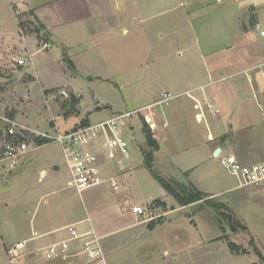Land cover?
I'll return each mask as SVG.
<instances>
[{
  "label": "rangeland",
  "instance_id": "374dc122",
  "mask_svg": "<svg viewBox=\"0 0 264 264\" xmlns=\"http://www.w3.org/2000/svg\"><path fill=\"white\" fill-rule=\"evenodd\" d=\"M108 2L110 8H114V4L121 5L123 18L121 25L128 30L126 33H122L121 29L116 30L113 37L122 41L127 49L133 46V51L117 53L113 48L106 59L94 48V39L86 44L88 49L86 48L85 51L88 52L82 54H79L82 44L75 46L71 44L74 47L70 46L67 49L50 46L48 38L45 39L42 31L38 36L33 31V27L27 25V22L35 21L30 7L23 6L18 0H0V116L17 118L43 130L53 125L58 128L70 126L86 116L92 123L106 118L112 111L117 113L133 109L136 103L146 99L142 94L144 89L157 86L163 91L178 95L167 104H163L162 110L166 111L178 103L187 105L185 114L180 108L179 110L173 108V112L180 115L181 121L185 115L188 117V110L191 113L193 110L189 103L190 93L194 96L197 93V97L206 96L208 99L213 97L214 108L204 112L208 111L215 117L213 110L217 108L219 111L217 116L225 122L223 126L229 133L226 134L229 146L250 157L249 160L236 158L246 165L264 159V72L262 68L238 71L243 66L241 64L245 63L246 53L250 55L258 53V49L263 46L261 43L251 42L246 31L252 26L251 21L256 16L255 6H260L264 0H109ZM258 19L260 26L263 27L264 7L259 11ZM19 20L26 23L22 31L17 27ZM113 22L118 25L119 20L116 15ZM119 27L120 25L117 28ZM109 46L111 45L108 43ZM131 53L137 54V57H130ZM62 55L70 57L75 69L68 67L61 59ZM250 58L253 59L255 56ZM19 59L24 60V63L18 64ZM207 69H211L212 76ZM198 71L202 73V77L197 81L201 82L204 79L201 83L193 79V73ZM175 81L179 82L175 84L183 85L185 82L186 85H191L188 90H176L173 88ZM42 85L60 88L44 90ZM251 85L260 89L261 96L257 97L259 103L253 96L254 92L249 91L253 89L249 87ZM244 86L248 91L238 94L240 90L237 88ZM62 89L80 95V104L77 105L79 112L72 110V105L68 103L70 98L64 99L56 95ZM186 91H189V94H186ZM156 117L161 118L158 114ZM133 121L136 128L132 144L133 147L135 146L136 159L131 162L133 170L128 176L127 185L133 199L139 201L149 192L158 197L155 191V186L158 184L141 165L142 149L149 148L143 137L142 120L133 118ZM191 124L193 123L190 122V126ZM181 125L182 123L179 126L176 124L175 128L178 129L176 131L182 132ZM2 126L0 122V131ZM185 126L189 127V124ZM170 128L169 126L164 131L170 132ZM168 142H160L162 152ZM21 162L23 167L20 168L19 174L8 184L4 183L3 177L6 170L3 172L1 168L0 264H9L4 242L22 239L34 227L37 228L39 224L50 221V207L53 206L52 211L59 210L54 208L58 205L54 201L55 197L64 200L60 205L65 207L66 211L72 208L81 210L86 194L97 191L93 189L78 193L73 189L64 188V175L52 185L49 184L52 180L50 175L43 181H37L39 169L47 168L48 172H54V165L62 167L61 148L57 143L31 147L21 157L17 167ZM216 175L225 183L239 184L238 180L220 163ZM177 177L176 180L172 177L168 178L187 187L192 186L182 174H178ZM237 188L242 189L226 192L228 196L225 198L232 200L230 204L237 219L247 226L248 231L237 229L231 232L224 227L221 232L214 224L217 222L219 226L218 218L202 201L204 209L196 208V212L195 208H192L185 212L191 214V218L198 224L199 231H194L196 236L222 234L251 252L249 256L242 257L245 264H251L252 260L258 258L257 255L255 256L256 248L264 254V182L260 186L246 185ZM243 188L245 192L242 191ZM28 196L33 199L28 200ZM166 196L167 200H172L169 195ZM221 198L223 199L224 196ZM68 199L71 202L66 203L65 200ZM212 200L210 199L211 202ZM154 216L153 219L158 217ZM172 216V221L178 224L174 225L170 221L163 226L165 229L175 226L191 229L193 226L190 225L191 221L189 223V219L183 218L180 213ZM214 218H216L215 222ZM85 226L83 223L80 227ZM113 227L116 228L118 225L113 224ZM134 232L129 235L125 231H115L102 239L109 250L107 254L109 264H164V261L172 264L174 257L178 258L174 252L164 253L163 241L157 240L154 249L147 241L148 236ZM161 236L154 234L151 238L161 239ZM165 236L180 237L169 234ZM32 243L39 244L35 241ZM148 246L151 249H148ZM194 253L198 254V252ZM212 255L213 253L207 252L204 259L197 256L199 262L195 263L224 264L232 257L227 246L221 245L219 250L214 251L215 259ZM182 259L179 262L184 263ZM26 264H57V262L28 258Z\"/></svg>",
  "mask_w": 264,
  "mask_h": 264
},
{
  "label": "crops",
  "instance_id": "0c3cea01",
  "mask_svg": "<svg viewBox=\"0 0 264 264\" xmlns=\"http://www.w3.org/2000/svg\"><path fill=\"white\" fill-rule=\"evenodd\" d=\"M18 1L21 2L23 6L25 5L26 7H30L33 16L37 18L42 24H44L46 32L48 34L47 38L50 42V46H60L62 47V49H67L70 46L74 47L77 44H82V49L79 52V54H82V52H88L85 51V49L88 47L86 44L94 39V48H96L97 52L100 55L102 54V56L106 59L110 51L113 50V48H115L117 53H130L133 51V46H131V49H127L124 47V43L122 41L117 40L116 37H113L116 34V30L121 29L122 33H126L128 31L127 28H123L121 25V22L123 21V18L121 16V5L114 4V8H110L111 5L108 2L109 0ZM255 7L256 10L254 13L256 14V16H254L255 18L253 17V20L251 21L252 26L248 28L246 34H248L247 37L248 39H250L251 42H258L259 44L261 43V45L263 46L258 49V53H253L252 55H250V53H246L245 63L243 62L241 64L243 66L238 70L240 72L243 70L245 71L249 68H262L264 72V37L260 36L259 32L254 28L255 24H259V11L264 7V3L260 4V6ZM115 15L119 20V28H117L118 25H115L113 22ZM28 41L31 42V40ZM108 43L111 46L108 47ZM71 44H74V46H72ZM256 55L259 57H257ZM63 56L64 55H62L61 57L62 60ZM252 56H255V58L251 59L250 57ZM130 57H137V54L133 55L131 53ZM88 59L89 58H87V60ZM88 63H90L89 60ZM128 64L130 66V63ZM129 66L128 68H130ZM73 69H75V67ZM207 71L212 76L211 69H207ZM199 77H202V73H200L199 71L193 73L194 81H197ZM203 81L204 79H202L201 82ZM201 82L197 81V83ZM175 83L179 82H173V84ZM183 83V85L175 84L178 86L174 85L173 88H175L176 90H188V87L191 84L186 85L185 82ZM249 87H253V89L251 88L249 89V91L254 92L253 96L255 100H257V102L259 103L257 97L261 96L260 89H258L254 85H251ZM55 88L60 87L50 85L42 87V89L44 90ZM237 90H240L238 94H243V92L247 89L246 86H244V88L240 87V89L237 88ZM162 91L163 90L159 89V87L157 86L151 89H144L142 91V94L143 97L146 99L142 102L136 103L137 105L135 107H139L154 101L159 95V93ZM144 92H146V94H144ZM189 95L191 96L189 103L193 107V118L190 110H188V117L187 115H185L182 121L180 120V115L176 114L177 112H173V108H177L178 110L180 108L181 111H183V113L185 114V108L187 107L186 104L182 105L178 103L174 107L169 108L172 110L167 109L166 111H158V116L161 117L160 119L158 118V123L166 121L167 126L162 128L161 125L158 124V129L152 132L158 145V149L153 153L152 165L160 175H164L167 178L172 177L176 180L178 178V174H182L187 182L192 183V185L196 186L202 192L206 193L210 199H217L219 202L224 203L226 206H228L229 209L234 212L233 206L232 204H230L232 200L225 198L228 196V193L226 192H233L236 190H241L242 188H237V185L233 183L228 184L223 182L222 180H219L218 176L216 175V169L219 163L218 160L213 156V151L217 148H220V151L230 152L240 160H249L250 157H246L244 153H242L238 149H234L232 148V146H229L228 138L226 136V134L229 133L225 130L223 126V123L225 122L221 121L220 117L217 116L219 114V111L218 113L213 112V115H215V117H213L209 114L208 110L206 113L204 112L203 120L201 122L197 121L195 116L198 113V107L194 99H198L200 97H197V93L196 96L191 93ZM79 104L80 101H78L77 105ZM77 110L79 112V107H77ZM114 112L116 113V111H112L108 114V116H106V118L115 114ZM84 118L87 120V123H91L90 119L87 116ZM190 122L193 123L191 124V126ZM180 123H182V129H180L182 132L176 131L178 129L175 128L176 124H178L179 126ZM186 124H189V127H186ZM78 125H80V121H78L77 123H73L70 126H61L59 128L68 129ZM169 126L171 127L170 132L164 131L165 129H168ZM135 128L136 124L133 119H131L129 122H127L124 128V132L126 134L131 132L134 135ZM159 129L161 130V132ZM161 141H169L167 143V146H165L163 152L160 148ZM134 147L132 144V147L130 149V157L124 162L123 167L115 162L107 160L106 158L102 160L101 164L104 176L106 178H113L114 181L117 182V188H113L109 182H105L101 185L86 189L82 192H78L83 193L93 189H97V191H90L86 194L87 197L81 205V210L72 208L69 210L67 209L66 211L65 207L60 205L64 200L55 197L54 201L58 205L54 206V208L59 210L52 211L53 206L50 207V221L48 223L39 224V227H34V229H31L30 233H28L26 237L18 239L16 241L36 237L34 240L35 242L49 244L53 241H57L66 237V232L61 230V228L68 224L75 223L80 230L92 228L96 232V234L100 236V242L102 244L106 256L109 250L107 249V246L102 242V239L106 235L115 231H125L130 235L133 233V231H135L134 234H143L145 236H148L149 238L147 239V241L150 242L149 245L151 244L152 248H154V246L156 245L155 242H157V240L163 241L164 243H162V248L164 253H168V251H171L178 255V258L174 257V262L172 264H177V262H179V260L182 258L185 262L181 263L180 261L179 264H199L195 263L196 261H198L197 256L200 259H204L207 252L209 254L213 253L212 257L215 259L214 251L219 250L220 245L222 247L227 246V249L231 253L232 257H234H231L229 260L224 262V264H245V261L242 257L245 255L249 256L251 252L248 250L249 253L242 254L232 251L228 246L227 241L224 239V237H222V234H217V236H215V234L205 237H201L200 235L196 236V234H194V231H199L198 224L194 221V219L191 218V214L189 215L187 212H185V210L195 208V211L197 212L196 208H201L199 210L204 209V206L202 205L201 201H196L187 205H180L169 193L166 192V190L154 178L153 179L159 185L155 186L153 184L156 187L155 191L157 192L156 194L158 195V197L152 195V193L149 192V194L147 193L145 196H142V199H140L139 201H135L133 199L131 191L127 185V180H129L128 176H130L133 170L131 162L136 159L134 157ZM144 150L142 149V151ZM61 155L62 167H60L59 165H54V172H48L47 168L39 169L37 174V181H43L48 175H50L52 176V180L49 184L52 185L58 182L57 179H59L61 175H64V188H68L66 186V181L69 178V172L66 167L62 151ZM258 156L259 154L257 155V157ZM143 161L141 162V165L148 171V169L144 166ZM22 163L23 162H21V164L17 168L11 169L4 173L3 177L5 184L10 183L11 180L17 177L16 175L19 174L20 168L23 167H21ZM5 170L6 167L3 168V172ZM242 191L245 192L244 188ZM166 195H169L172 200H167ZM42 196L43 194L41 195V197ZM222 196H224L223 199L221 198ZM27 199L31 200L33 199V197L28 196ZM65 202L69 203L71 201L68 199L65 200ZM134 204L143 205L146 208V213L144 216L137 218L130 212V207ZM210 210L212 211V209ZM179 213L180 216H182L183 218H188L189 223L191 221L190 225L193 224V226H191V229L186 227L180 228V226L168 227L167 229H165L163 226H166V224H168V222L170 221L174 223V225L178 224V222L172 221V215ZM154 215H157V218H161V221L160 223L156 224L154 227L149 229L147 228V223L150 220L157 219H153L155 217ZM215 221L216 218H214V222ZM240 222L242 223L241 220ZM83 223H85L86 225L84 228L80 227L81 225H83ZM113 224L118 225V227L114 228ZM214 224L221 231V228L217 225V222H215ZM242 224L246 227L245 231H248L247 226L244 223ZM109 226H111V229H109ZM134 228H136V230H133ZM198 233L200 234V232ZM154 234H161L162 238H151V236H153ZM165 234L180 237L167 238L166 236L164 237ZM188 235H190L191 237L189 238ZM13 242H4L3 245H5L6 248L7 245ZM217 243L219 244L217 245ZM148 249L151 248L148 246ZM194 252H198V254H195ZM262 256V260H258V258H255V260H252L251 262L264 264V254H262ZM235 257H237V259H235ZM24 264H26V262ZM164 264L169 263L164 261ZM218 264L220 263L218 262Z\"/></svg>",
  "mask_w": 264,
  "mask_h": 264
},
{
  "label": "built area",
  "instance_id": "2783aa9c",
  "mask_svg": "<svg viewBox=\"0 0 264 264\" xmlns=\"http://www.w3.org/2000/svg\"><path fill=\"white\" fill-rule=\"evenodd\" d=\"M254 28L258 30L260 36L264 37V28L260 24H255ZM17 63L22 64L24 60L19 59ZM185 93L189 94L187 91ZM56 95L64 99H69L71 95L80 96L65 89L59 90ZM177 96L172 92L162 91L154 101L148 104L68 129H59L53 125L43 130L32 127L17 118L0 116V122L3 125L0 131V167H6V171L14 169L31 147L57 143L69 172V178L66 181L68 188L82 192L105 182L117 188V182L113 178L104 176L102 160L106 158L123 167L124 162L130 157V149L134 141V135L131 132L127 134L124 132L127 122L133 118L141 119L152 132L158 129V124L162 128L166 127L167 122L158 123L156 116L158 111L161 112L163 104H167ZM194 100L198 107L195 117L201 122L204 111L214 108V98L208 99L206 96H201ZM213 112H218V109H214ZM214 157L229 174L238 180L237 187L263 184L264 160L246 165L242 164L234 154L223 151ZM130 212L139 218L145 215L146 208L143 205L134 204L130 207ZM61 230L66 232V237L49 244H33L32 241L36 237H32L7 245L5 252L9 263L24 264L28 258H36L43 261L52 260L57 264H109L100 236L92 228L80 230L74 223L62 227Z\"/></svg>",
  "mask_w": 264,
  "mask_h": 264
},
{
  "label": "trees",
  "instance_id": "16d2710c",
  "mask_svg": "<svg viewBox=\"0 0 264 264\" xmlns=\"http://www.w3.org/2000/svg\"><path fill=\"white\" fill-rule=\"evenodd\" d=\"M35 23V24H34ZM25 24L23 21H18V27L19 30L22 31L24 29ZM28 26H32L33 31L39 36L40 31L44 33L45 39H47V32L45 29L44 24H42L37 18H35V21L33 22H27ZM64 62L68 65L69 68H73L72 61L67 58L65 55L63 57ZM79 101V98L75 95H71L70 100L68 103L72 105V110L74 112H78L77 110V103ZM62 107L64 108V104H62ZM87 123V120L85 118H82L80 120V125H84ZM143 124V133L145 137V144L149 148L148 150L143 151V162L144 166L148 169L151 176L166 190L167 193H169L180 205H187L190 203H194L196 201H202L206 206H208L210 209L213 210V212L216 214V217L218 218L219 226L221 229H224V227H227L228 230L231 232H234L237 229L245 230L246 227L237 219L235 213L228 208L224 203L212 200L210 201V198L208 195L204 192H202L200 189H198L196 186L192 185L191 187H187L184 184L176 183L173 179L164 177L158 173V171L153 167L152 165V159H153V153L158 149L157 141L155 137L153 136L152 131L148 127L147 124ZM77 127V126H75ZM205 202H208L210 204H206ZM161 218H157L156 220H150L147 223V228L151 229L156 224L160 223ZM224 239L227 241L228 246L232 251H235L236 253H248V250H246L241 245L235 243L234 241L230 240L229 238L223 236ZM256 255L258 256V259L262 260L263 256L262 253L259 251V249L256 248L255 250ZM251 264H258L257 262H252Z\"/></svg>",
  "mask_w": 264,
  "mask_h": 264
},
{
  "label": "water",
  "instance_id": "95a60500",
  "mask_svg": "<svg viewBox=\"0 0 264 264\" xmlns=\"http://www.w3.org/2000/svg\"><path fill=\"white\" fill-rule=\"evenodd\" d=\"M219 152H220V148H217V149L214 151L213 155L216 156V155L219 154Z\"/></svg>",
  "mask_w": 264,
  "mask_h": 264
}]
</instances>
